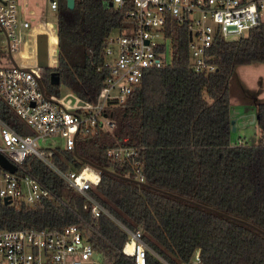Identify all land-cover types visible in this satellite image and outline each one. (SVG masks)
<instances>
[{"label":"trees","instance_id":"1","mask_svg":"<svg viewBox=\"0 0 264 264\" xmlns=\"http://www.w3.org/2000/svg\"><path fill=\"white\" fill-rule=\"evenodd\" d=\"M56 17V63L43 73L47 92L60 96L64 89L93 102L105 79V38L125 24V13L105 0H75L73 7L58 0ZM168 24L171 63L150 70L127 100L109 108L115 127L78 136L75 149L52 151L63 170L85 163L98 170L100 180L88 194L113 219H93L84 196L41 160L27 157L25 167L55 197L33 207L0 199V229L77 224L100 264H135L121 251L127 233L118 221L141 229L150 249L146 264H177L196 253L200 264H264V102L254 110L259 142L230 140L231 97L245 100L235 68L264 63V21L245 35L217 38L209 49L216 69L206 74L188 67L187 26ZM51 72L58 83L50 82ZM0 120L32 134L3 101ZM119 146L139 149L143 183L132 179L129 160L107 154Z\"/></svg>","mask_w":264,"mask_h":264},{"label":"built area","instance_id":"2","mask_svg":"<svg viewBox=\"0 0 264 264\" xmlns=\"http://www.w3.org/2000/svg\"><path fill=\"white\" fill-rule=\"evenodd\" d=\"M125 13V24L113 29L105 38L103 69L105 79L95 101L88 102L72 94H48L43 68L30 67L15 59L36 61V34L45 26L34 17L32 9H23V0H0V101H3L32 130L21 134L0 120V153L16 166L11 172L0 165V199L24 203L33 207L41 200H53L55 194L25 167L27 157L38 158L63 182L90 203L93 219L100 214L113 217L88 191L100 180L98 170L85 163L80 168L61 169L52 158L58 148L75 149L76 138L94 133L98 128L112 130L115 122L109 108L128 99L145 75L171 63L172 38L166 32L174 20L188 28L189 69L195 73H210L216 65L210 61L209 49L217 38L233 39L264 21L261 11L264 0H105ZM21 4V6H20ZM56 12L58 0H46ZM23 13L22 15L20 14ZM24 14H29L26 16ZM26 35L33 39V56H21ZM117 46L114 53L113 45ZM50 65V64H49ZM51 138L53 144L40 146L39 141ZM56 138L63 145H55ZM117 160H129L133 180L143 183L145 176L135 146H119L107 150ZM116 223L127 233L122 253L133 257L135 264H146L150 251L141 229H130ZM96 253V258L93 254ZM99 254L77 224L55 227H24L0 229V264H85L98 259ZM194 254L189 261L177 264H200ZM168 264V263H166Z\"/></svg>","mask_w":264,"mask_h":264},{"label":"rangeland","instance_id":"3","mask_svg":"<svg viewBox=\"0 0 264 264\" xmlns=\"http://www.w3.org/2000/svg\"><path fill=\"white\" fill-rule=\"evenodd\" d=\"M21 6V4H20ZM23 9L25 11L32 9V15L34 17H40L42 23H35V19L31 23L32 27L45 26L49 29L50 43H49V64L54 66L57 57V41H56V12L51 10L46 4V0H23ZM22 15L23 13L20 12ZM29 16V14H24ZM261 17L264 18V10L261 11ZM114 53L117 51V46L113 45ZM21 56L31 57L33 56V39L31 35H26V39L21 46ZM17 62L23 65H29L30 67H35V60H25L19 59L15 56ZM236 79L241 86L243 98H238L237 96L231 97V115H232V125L234 127L230 128V140L231 143L242 142V143H258L260 137V130L255 121V105L258 102H264V63L262 62H251L248 64H240L235 68ZM63 93L66 91L63 89ZM254 98L252 99L251 96ZM64 95V94H63ZM247 98V99H246ZM247 100V103L245 101ZM254 101V102H253ZM253 102V103H252ZM0 143L1 141V125H0ZM53 144L51 138L45 140H40V146H48ZM55 145L62 146L63 140L61 138H56ZM102 261L99 256L93 262L89 259L85 264H100Z\"/></svg>","mask_w":264,"mask_h":264},{"label":"water","instance_id":"4","mask_svg":"<svg viewBox=\"0 0 264 264\" xmlns=\"http://www.w3.org/2000/svg\"><path fill=\"white\" fill-rule=\"evenodd\" d=\"M75 0H67L68 7H73ZM36 64L38 67L43 69H49L51 66L49 65V55H48V35L47 32L40 31L36 34ZM59 78L56 72H51L50 74V82L58 83ZM232 123V121H231ZM233 127V125H232ZM234 129V127H233ZM0 165L9 171L13 172L16 169V166L12 164L5 155L0 153ZM4 204H10L11 199L5 197L3 200ZM97 254H93V258H96Z\"/></svg>","mask_w":264,"mask_h":264},{"label":"crops","instance_id":"5","mask_svg":"<svg viewBox=\"0 0 264 264\" xmlns=\"http://www.w3.org/2000/svg\"><path fill=\"white\" fill-rule=\"evenodd\" d=\"M56 41H57V38H56ZM241 87V86H240ZM249 96H251V94H249ZM252 99H254L252 96H251ZM254 102V101H253Z\"/></svg>","mask_w":264,"mask_h":264}]
</instances>
